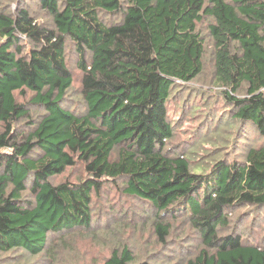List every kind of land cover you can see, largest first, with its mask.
<instances>
[{"label":"trees","instance_id":"obj_1","mask_svg":"<svg viewBox=\"0 0 264 264\" xmlns=\"http://www.w3.org/2000/svg\"><path fill=\"white\" fill-rule=\"evenodd\" d=\"M194 8L0 0V257L55 261L117 187L163 246L180 242L176 222L194 231L177 264H264V242L232 225L264 210V0ZM102 264L153 262L123 243Z\"/></svg>","mask_w":264,"mask_h":264},{"label":"rangeland","instance_id":"obj_2","mask_svg":"<svg viewBox=\"0 0 264 264\" xmlns=\"http://www.w3.org/2000/svg\"><path fill=\"white\" fill-rule=\"evenodd\" d=\"M200 2L201 0H194V9L200 5ZM201 28L204 32H207L205 25H201ZM208 42L210 45L211 41L208 40ZM205 64L207 70L211 71V65L213 64L211 53L207 54ZM78 84L79 81L76 80L74 88H77ZM208 87L209 85L206 84L204 88ZM216 90L218 89L216 88ZM212 97V101H215L217 111H219L222 104H219L218 100L222 97L213 94ZM201 105L203 106V104ZM253 141L259 140L251 137L249 143L253 144ZM76 176L77 174L74 175V179H76ZM61 178L59 176L55 181ZM94 208L96 220L92 229L83 233L76 231L68 234L72 235L70 236L72 240L71 247L63 245L64 247L61 248L59 254V248L56 249L57 259L55 261L58 260V264H102L104 258L111 254L112 248L123 243L130 245L135 255L141 260L151 261L153 264H177V262H180L182 255H189L192 252L189 249L191 246V249L196 246V243H190L194 239V231L188 227L186 222L183 223L182 221L176 222L172 235L174 238L178 237L180 242L177 245L170 242L167 246H163L162 243L157 241L151 219L149 220L152 216L149 208L137 199H127L117 187H112L106 194H102L99 200H96ZM114 209L115 211L118 210L116 214L121 212L126 217L125 222L117 220L119 226L112 225L114 219L111 217V213L114 212ZM233 214L232 225L242 226L243 233L264 242V210L257 209L253 215L248 208H241ZM239 215H242L243 218H240ZM101 226H111L112 228L107 230L109 232L107 233L103 231L104 228ZM93 232L95 236L89 234ZM58 255L60 256L59 259ZM55 261L50 260L46 255H30L22 249L11 251L0 257V264H53Z\"/></svg>","mask_w":264,"mask_h":264}]
</instances>
